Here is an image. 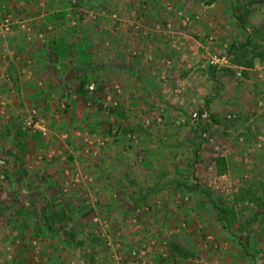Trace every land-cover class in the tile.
I'll return each mask as SVG.
<instances>
[{
  "label": "rangeland",
  "instance_id": "obj_1",
  "mask_svg": "<svg viewBox=\"0 0 264 264\" xmlns=\"http://www.w3.org/2000/svg\"><path fill=\"white\" fill-rule=\"evenodd\" d=\"M53 1H60L63 8L74 13L78 24L91 27L93 52L96 54L94 61L98 67L99 58L104 57V62L108 63L104 64V70L98 71L101 75L104 73L100 79V83L103 82L101 88L94 83L89 86L92 89L88 87L87 90L94 109H88L76 120L69 119L68 114L56 120L54 117L45 119V115L41 117L36 108L14 113L0 109V120L12 118L17 126L16 134L15 131L13 133L17 136L18 131L34 132L25 126L24 120L39 122L45 129V136H41L44 142H47L45 139L53 140L52 145L48 144L50 147L45 146L46 150L39 149L46 153L53 151V155H59L72 151L77 154L86 150L94 156L91 160L75 161L77 165L70 166L72 162L67 161V168L63 167L60 174L57 169H60L62 159L51 161L48 163L51 165L50 173L56 172V175L50 177V174L41 184L37 177L29 178L24 174L15 181L6 172V163L1 157L4 148L10 146L14 129L0 128V249L7 255L0 257V263L10 264L12 251L22 241L17 236L19 227L11 228L7 217L32 215L37 219L46 218L44 222L48 225L51 221L48 216L57 215L53 225L64 236L73 234L75 242L81 239L83 244L78 249L88 250L92 264H264V150L251 144L256 131L264 124V78L255 79L254 73L245 70L246 67L231 70L230 61L238 59L233 60L234 55L228 54V49L214 47L215 40L211 41L209 37L214 39L217 33L215 35L212 29H204L203 34L201 31L199 36L196 35L198 14L194 10L213 6H209L208 0ZM230 4L227 0L226 5ZM261 8H264V3ZM260 17L254 15L253 19L263 20ZM5 19L9 21V29L14 21L10 15L1 18L2 30ZM167 24L183 26V34L187 36L181 40L177 29L166 27ZM151 35L162 43L163 49L168 46H164L168 41L173 42L174 50H177L174 53L182 50L177 46L189 48V55L195 46L203 47V57L199 58L196 72L201 93L204 94L203 90L209 93L208 99L200 105L190 101L187 107L172 111L165 109V103L170 100L162 95L161 108L156 111L141 108L134 93L136 90L132 88L133 71L138 69L147 73L150 67L145 66L143 58L146 55L143 57L142 52L140 62L136 61L139 58L133 57L140 55L141 47L148 50L147 54L149 51L156 54L161 51L160 47L153 50L157 40H149ZM203 35L204 40L201 41ZM225 35V41L229 42L231 36L227 32ZM261 39H264V34L255 33L252 35L253 46L244 47V55L241 50L237 52L241 63L257 56L253 64H260L264 56ZM100 41L103 42L102 48ZM108 41L112 44L109 42L107 45ZM259 54L262 57L259 58ZM162 55L160 66L153 68L158 75L164 68L166 55L163 52ZM128 58L134 65L130 61L124 62ZM188 58L193 59V56ZM192 63V66L196 65L195 61ZM111 65L121 68L119 73L128 75L129 82L125 86ZM139 65L145 66L144 69ZM209 66L227 71L224 75H230L231 79L222 80L220 74L216 75V70L213 73L211 68L206 69ZM238 72L240 76L236 75ZM216 76L222 79L212 80ZM158 84L157 89H160ZM234 87L238 93L235 98L229 96ZM163 92L164 88H161L160 93ZM157 97L144 96L147 102L152 101L151 104L158 101ZM193 98L196 100L197 97ZM204 111L208 116L201 117ZM238 111H242L241 115L247 120L255 113L258 117L245 125L247 122L237 121L234 113ZM194 114L200 118H194ZM163 121L170 126H164ZM118 125L130 130L122 133ZM54 132L57 137L52 136ZM26 143L27 151L36 146L34 141ZM150 150L162 155L155 164L146 160L141 164L140 156ZM27 151L23 153L32 157ZM98 154L102 155L101 158ZM104 156H110V161ZM220 158L225 160V166L218 173L217 159ZM194 160L197 162L192 164ZM20 165L18 160L16 168ZM161 169L162 175L155 173ZM118 178L119 186L116 184ZM154 179H158V183L172 180V184L177 185L173 186L174 190L160 185L150 186L149 182ZM23 180L27 183L25 187H29L25 193L27 196L21 192L24 185L20 181ZM35 187L38 191L32 190ZM59 200L63 202L58 203ZM216 206L232 210L230 225L226 220L229 228L223 227L219 221ZM60 207L70 216L65 222L60 220L63 215ZM69 219L76 232L70 230ZM247 235L251 244L250 256L245 259L238 239L245 240ZM36 240L33 238L30 242H35L31 245L37 249Z\"/></svg>",
  "mask_w": 264,
  "mask_h": 264
},
{
  "label": "crops",
  "instance_id": "obj_2",
  "mask_svg": "<svg viewBox=\"0 0 264 264\" xmlns=\"http://www.w3.org/2000/svg\"><path fill=\"white\" fill-rule=\"evenodd\" d=\"M226 1L213 0V2L209 4V6H213L212 8L194 10V12L198 14L196 15L198 18L196 20V35L199 36V32L201 31L203 34L204 29H212L214 34L217 33V35L215 34L216 36L214 35V39L211 36L209 37L211 41L215 40L214 47L226 48L228 49L227 52L231 51L230 49L232 48L253 46L252 35L261 32L264 34V8L259 9L261 4L264 3V0H230V5H226ZM67 12V9L61 6L60 1L0 0V19L7 15L13 16L14 18V21L11 22L12 25L10 29H0V75L2 76V80L0 81L1 110L6 109L8 112L14 113L22 111L29 112L30 109L36 108V112L38 111L41 117L45 115V119L54 117L55 120L59 117L65 118L67 114L69 115V119L76 120L75 118H81L82 114L88 109L93 111L94 108L91 106L93 103L90 102L91 100L87 97V94H89L87 90L88 87L92 86L94 83L100 86L102 85L103 82L100 83V79H103L104 73L101 75L98 71L104 70V64L108 63L104 62V57L99 58L100 65L98 67V63L94 61V55L96 56V54L93 52L94 42L91 35V27L89 28L87 25L78 24L73 17L74 13ZM155 13L159 15V13ZM191 13H193V11H191ZM254 15H261L262 17L260 18L263 20L253 19ZM206 22L207 25L205 24ZM169 26L172 29H177L181 40L187 36L183 34V29H185L183 26L174 27L170 24L166 25V27ZM189 27L190 26L187 25V28ZM226 32L229 37L231 36L229 42L225 41L224 36H226ZM240 33L244 34V37H242V35L240 36ZM147 38L149 39V36ZM152 39L155 41L157 40L154 35H151L149 40ZM200 39L201 41L204 40V35ZM109 42L110 41L107 42V45H109ZM156 42V46H154L153 50L155 48L157 49V47L161 49L157 54L151 51L147 54L148 50L141 47L142 50L140 49L141 51H139L140 55H138V57H133L139 58L140 60L136 59V61L140 62L142 52L143 57L146 55V57L143 58L145 66L147 68L150 67L147 73L140 70L138 71V69H134V71L131 70V72L133 71L132 88L136 90L134 93L139 99L138 101L141 108H150L156 111L163 103L161 101L162 95L164 97H169L170 102L168 104L165 103V109L167 110L168 108L172 111H178V109L175 108L182 109L185 106L187 107L190 101L194 104L196 103V105H200L203 101L208 99L210 96H206H208L209 93L206 92L207 95H205L206 93L204 90V94L201 93L202 90L199 84L200 78L198 72H196V69L199 68L198 64H200L198 63L200 60L199 58L203 57V47L198 48L195 46L192 52L189 51L191 53L190 55L193 56V59H189L188 56L190 55L187 54L189 48L177 46V49L182 50L178 53H174L177 50H174L173 42L171 43V41H168V43L164 44V46L168 45L166 46L168 49H163L161 46L162 43L160 44L158 40ZM260 42H262L264 46V39H261ZM110 43L112 44V42ZM102 44L103 42L101 43L100 41L101 48ZM197 44L200 45L198 42ZM162 52L166 55L164 58V68L162 74L160 75V72L158 75V72L156 73V70L153 68L155 65L156 68L160 66L159 59L163 56ZM96 58L97 57H95V59ZM129 61L133 62L131 58L124 60L125 63ZM194 61L196 65L192 66V64H194L192 62ZM132 64L134 65V62ZM254 65L255 64H253V68L245 70L253 72L256 76L255 79L258 78L262 80L263 77L261 78V76H259L260 64ZM145 66H143V68L140 67L143 70ZM110 68H113L114 71L117 72L118 78L123 79L124 86L125 83L127 84V82H129L128 75L119 73L121 68L112 65ZM209 68H211L210 70L213 73L214 70H216V75L220 74L223 78H218L216 76L215 78L212 77L213 79L210 77V79L215 81H220V79L229 81L231 79L230 75H224L227 71H222L220 67L214 69V67L209 66L206 69L209 70ZM229 68L231 70L235 68L242 69V67H238L234 64H230ZM95 70L98 75H96ZM257 70L258 72H256ZM161 79H164V81ZM83 80L88 82L81 88L80 84ZM156 83H160L158 84L160 89L164 88V94H161L160 89H157ZM83 90H86L84 98L81 92ZM236 90L237 88L234 87L233 92L230 93L229 96L235 98L236 94H238ZM144 96H158V101H154V104H151L152 101L147 102ZM195 96L197 97L196 100L193 98ZM190 97L192 98L189 99ZM3 99H6V101L3 102ZM204 113L208 116L207 111H204ZM241 113L242 111H238L234 114H236L238 122H242V124L243 122H247L245 125L254 122L255 117H258L255 113L247 120L244 119ZM234 116L235 115H233V117ZM242 119L244 120L240 121ZM66 124L68 126L71 125L70 122H66ZM163 125L170 126L169 123H164V121ZM0 128L14 129L11 131L13 138L10 141V146L4 148L1 157L5 160V167H7L5 169L6 172L12 175L15 181L19 175L22 178L24 174L29 178L37 177L38 180H41V184L44 182L43 179H47V176L51 174V165H48L51 161H59L62 159L60 169H57L60 174L61 171H63V167L67 168V161L70 160L72 162L69 164L70 166L73 164L77 165L75 161L91 160L94 156L91 151L86 150L84 153L78 152L77 154L72 153V151H67V153L62 154L59 153V155H53L55 154L53 151L46 153L44 151L46 150L45 146L50 147L48 144L52 145L53 140L50 139L49 141V139H45L47 142H44L41 136L45 135L40 131H32L33 133L26 131L21 133L18 131V136L14 135L13 132L15 131L16 134L17 126L10 117L0 120ZM258 129L259 131H256V137L251 140V144L253 146H260L261 150H264V124ZM52 136L57 137L58 135L54 132ZM166 138L167 137H165V139ZM257 138L259 140H257ZM41 139L43 140L41 141ZM28 140H30V142H36V146L29 151H27L28 148L27 150L25 149V146H28L26 143ZM75 141L77 142L78 140ZM167 142L169 141L167 140ZM34 148L38 149L37 152ZM24 150L29 152L28 154L32 157L23 153ZM64 154L66 155L64 156ZM160 155L162 154L154 153L153 151L147 154L145 153V155L140 156V163L144 164L146 160L147 162L155 164V160H158L157 158H160ZM46 156L47 159H44ZM97 156L101 158L102 155L100 156L98 154ZM104 159L110 161V156L108 158L104 156ZM18 160L21 163V167L16 168ZM45 160H47V162ZM83 165L86 166V164ZM80 167V170H82V165ZM138 171H141V169ZM162 172L163 170L161 169L157 170L155 173L162 175ZM52 174L54 176L56 172ZM52 174L50 177H52ZM154 180L153 182H149L150 186L160 185L162 187H170V190H174L173 186L177 185V183L172 184V180H165L159 183L157 181L158 179ZM117 181L116 184L119 186V178ZM20 182L24 185L22 186L21 192H24V196H27L25 193H27L29 187H25V184H27L26 180ZM36 188L38 187L32 190H37ZM39 198L42 203H45V200L41 198V196H39ZM39 198L35 197V200H39ZM25 200L26 199H24L23 202H26ZM60 202L63 201L59 200L58 203ZM11 216L13 218L7 217L6 220H10V224H12L11 228L16 227V225L19 227L17 236L21 237L22 241L20 242V246L12 251L11 254L13 258L10 260V264H92L93 259L88 250L79 251L77 246L78 242H75V239L71 241V243L70 241H64V235L61 233V230L56 229L54 225L50 228V223L49 225H45L44 220L46 218L42 220L35 217L33 218L32 215L23 218L14 217V215ZM69 222H71V219H69ZM10 238L14 239L12 236ZM33 238L37 239L36 242L38 241L39 247L37 249L31 245V242L33 244L35 243L33 241L30 242V239ZM0 252V257L7 256L4 250L0 249Z\"/></svg>",
  "mask_w": 264,
  "mask_h": 264
},
{
  "label": "trees",
  "instance_id": "obj_3",
  "mask_svg": "<svg viewBox=\"0 0 264 264\" xmlns=\"http://www.w3.org/2000/svg\"><path fill=\"white\" fill-rule=\"evenodd\" d=\"M211 2H213V0H208V2L207 3H211ZM231 51H229L228 53H230L231 55H232V53H233V55H234V58H233V60L235 59V58H237L238 60H234V61H230V62H232V64H234V65H236V66H238V67H246V69L247 68H253V62H254V59L255 58H257V56H255L254 58H252L249 62H247V63H241V61L239 60L240 58L238 57V55H237V52L239 51V50H241V53L244 55V53H245V49H243V48H232V49H230ZM232 55V56H233ZM259 56V58L260 57H262V55L261 54H259L258 55ZM88 82V81H87ZM87 82H85V80H83L82 82H81V84H80V86H81V88H83L84 87V85L85 84H87ZM97 88H101V86H97ZM82 92V96H83V98L85 97V94H86V90H83V91H81ZM87 98V97H86ZM90 99V98H89ZM116 113V112H115ZM210 118H212V119H214V116H212V115H210ZM119 126V125H118ZM130 129H123V127L122 126H119V131H122V133H126V132H128ZM200 144V143H199ZM197 161L196 160H194V161H192V164H195ZM217 163L219 164V166H220V169L218 170V173H221L222 172V170H223V167L225 166V160L223 159V158H220V159H217ZM188 183V182H187ZM186 183V184H187ZM194 184V183H193ZM189 186L190 185H192L191 183H189L188 184ZM197 187V186H196ZM252 199H250V201H251ZM61 205V204H60ZM61 208V211H62V216L60 217V220H61V222H65V221H67L66 219H68V218H70V216L64 211V209H62L63 207H60ZM215 209L217 210L216 212H217V215H218V219H219V221L221 222V224H222V226L223 227H225V228H229V226L227 225V223H226V220L228 221V223H229V225H230V222H229V217H230V215H233V213H232V210H229V209H227V208H222L221 206H216L215 207ZM50 216H52L53 217V219L50 217ZM50 216H48V219H50L51 221H49V223H50V228L53 226V221H55L54 219L55 218H58V217H55V216H57V215H50ZM231 218V217H230ZM69 225H71L70 226V230L72 231V232H76V228L72 225V223H68ZM74 240V235L73 234H67V235H65L64 236V241H70V243H71V241H73ZM83 244V241L81 240V239H79V241H78V243H77V246H80V245H82ZM251 244V242H250V239H249V235H247V238L245 239V240H242L241 238L240 239H238V245H240V248H241V252H242V254H243V257L246 259L247 257H249L250 256V253H249V245ZM191 253V252H190ZM252 259V258H251Z\"/></svg>",
  "mask_w": 264,
  "mask_h": 264
},
{
  "label": "built area",
  "instance_id": "obj_4",
  "mask_svg": "<svg viewBox=\"0 0 264 264\" xmlns=\"http://www.w3.org/2000/svg\"><path fill=\"white\" fill-rule=\"evenodd\" d=\"M2 25H3L4 30H8L9 29L8 28L9 27V21H8V19H5V22H3ZM259 67H260L259 68V76H261V77L264 78V56H263V58H262V60L260 62V66ZM236 75L237 76H240V73L238 72V73H236ZM1 80H2V76L0 75V81ZM89 89H92V87H89ZM206 116L207 115L205 113H203L201 115V117H206ZM193 117L196 118L197 115L194 114ZM197 118L199 119L200 116L197 117ZM24 124H25V126L27 128H30V129H32L34 131H40L42 133H45L44 127L39 122H34V121L30 120V119L29 120L27 119V120H24Z\"/></svg>",
  "mask_w": 264,
  "mask_h": 264
}]
</instances>
